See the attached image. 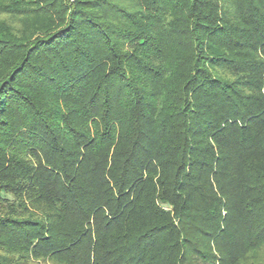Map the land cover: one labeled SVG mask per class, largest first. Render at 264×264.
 <instances>
[{
    "label": "trees",
    "instance_id": "obj_1",
    "mask_svg": "<svg viewBox=\"0 0 264 264\" xmlns=\"http://www.w3.org/2000/svg\"><path fill=\"white\" fill-rule=\"evenodd\" d=\"M0 264H264V0H0Z\"/></svg>",
    "mask_w": 264,
    "mask_h": 264
}]
</instances>
